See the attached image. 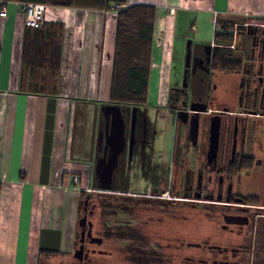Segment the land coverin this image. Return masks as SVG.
<instances>
[{
  "label": "crops",
  "instance_id": "1",
  "mask_svg": "<svg viewBox=\"0 0 264 264\" xmlns=\"http://www.w3.org/2000/svg\"><path fill=\"white\" fill-rule=\"evenodd\" d=\"M111 1L105 11L47 7L44 28L38 30L26 27L20 4L9 3L7 16L0 17V264L76 263L81 192L99 186L96 168L104 157L105 135L113 122V113L106 107L118 106L123 118L144 110V120L152 124L151 112L157 118L160 113L179 114L168 111L169 94L171 87L184 85L208 86L209 97L219 87L231 94L235 89L231 86H237L229 105L234 113L246 115V106L258 101L250 91L251 86H264L260 82L264 51L262 40L251 38L249 28L256 29L248 22L264 20V0ZM114 3H124L126 8L121 10L156 9L145 106L114 103L110 98L120 12L112 9ZM219 16L234 19L236 28H247L246 33L235 30L229 46L231 58L241 66L229 72L214 71L209 60L206 79L201 76L203 59L212 58L221 46L215 40ZM186 17H194L190 29L196 36L188 41L184 78L177 82V42L185 37ZM203 18L212 21L211 36L203 31ZM240 20L245 23L239 24ZM256 63L263 66L261 73L247 70ZM191 72L198 77L190 85L186 76ZM212 105L211 112L220 110L219 106L226 108ZM248 117L258 135L264 127L263 116ZM141 137L136 134L134 143L133 134L129 141L125 136L119 157L134 150L136 157L151 152L155 158L157 140L152 146L141 145ZM174 139L173 150L177 147ZM132 169L117 166L112 187L129 186ZM144 171L145 167L140 170Z\"/></svg>",
  "mask_w": 264,
  "mask_h": 264
},
{
  "label": "flooded vegetation",
  "instance_id": "2",
  "mask_svg": "<svg viewBox=\"0 0 264 264\" xmlns=\"http://www.w3.org/2000/svg\"><path fill=\"white\" fill-rule=\"evenodd\" d=\"M251 38L254 41L262 40L260 47L264 51V34L253 33ZM208 57L209 59L202 58L203 65L206 64L205 60L206 62L210 60L211 63L212 58L209 55ZM251 64L248 66V71L261 73L263 66L255 68ZM255 69L257 71H254ZM260 82L264 84V79H260ZM190 90L189 86H173L169 94L168 111L185 116V127L181 130L177 129L179 137L182 136L185 142L183 146L179 145L178 149L175 148L174 165L178 166V169L174 180L165 178L164 171H157L155 158L150 154L151 152L148 156L141 154L136 157L135 151L132 150L131 154L127 152L123 154L124 157H119L117 166L131 167L134 162H138L141 166L140 170L145 167V171L149 173L150 185L144 192L139 193L127 191L126 189L130 186L124 184L102 192H114L119 200L127 199L125 195L134 197L135 200L131 199V201L144 204L150 210V217L158 221V224L164 222L163 217L167 213L175 212V209L171 210L172 206L177 208V217H182L184 220L182 209L187 201H199L204 197L212 201V205H217L219 202L224 210L220 212L225 223L222 228L225 230L229 228V264H264V159L259 158L258 155L260 151L263 152L262 139L259 136L261 132H264V127L259 131V136H256L254 123L248 117L261 113L264 118V86H251L250 96L258 101L256 104L246 106L248 107L246 115L241 112H232L230 106L229 110L224 108L211 112L209 107L212 104L209 99L205 102V98L202 99L199 96L196 102L191 101ZM192 107L195 109L193 110ZM145 113L144 110H138L136 114L130 113L124 118L125 136L129 141L133 134L135 143L136 134H141L143 138L141 137V141L138 139V143L152 146L156 139V133L152 131L154 123L150 124L144 120ZM214 122L219 125L215 157L211 153ZM90 199L87 197L84 203L83 218L86 217L87 221L85 226L80 224V236L84 229L86 233L84 253L82 260L77 259L75 264H95L92 255H95L97 251L87 246H100L105 243L104 237L93 235L94 226L90 219L96 215V206L90 205ZM171 200L175 204L171 205ZM131 214L137 216L138 212L132 211ZM182 218L179 219V225L180 223L182 225ZM154 229L158 231V228L154 227ZM162 229L160 234L164 235ZM130 230L137 244L140 240L138 232L133 227H130ZM102 233L105 235L107 232ZM154 233L159 234L158 232L152 234ZM124 236L120 235V238ZM155 239L156 241L152 242L153 245L147 248V252H143L144 250L138 245L134 246L135 260L148 257V261H167L165 257L170 247L169 238L162 237L160 240L155 237ZM80 245L81 243L79 247ZM171 250L175 251L173 248ZM208 251L213 252L215 249L210 247ZM218 251L226 252L220 247ZM99 254L101 255L102 251ZM213 264L218 262L213 261ZM221 264H227V262L222 261Z\"/></svg>",
  "mask_w": 264,
  "mask_h": 264
},
{
  "label": "rangeland",
  "instance_id": "3",
  "mask_svg": "<svg viewBox=\"0 0 264 264\" xmlns=\"http://www.w3.org/2000/svg\"><path fill=\"white\" fill-rule=\"evenodd\" d=\"M203 17H207V15H203ZM203 19L206 20V29L203 31L204 33H208V36H211L212 21L210 18ZM241 21L242 20L238 21V23L241 25L245 23ZM192 23H194V17L185 18L183 23L185 37H180V40L177 42L179 56L175 61L174 67L175 79L177 82L183 81L184 78L185 54L188 41H192L193 37L196 36V33H193L190 29ZM248 23L256 29L255 32H253V29L249 30L251 33L264 34V27L261 26L264 20L256 22L250 21ZM195 25V27H197L196 23ZM240 27L244 28H241L239 31L244 33L247 32L246 26L243 25ZM198 34L199 32H197V35ZM256 59L261 60L258 55H256ZM205 63V72L201 74V76L207 79L208 62L205 60ZM259 64L260 63H256L255 68H258ZM187 77L191 85L196 82L198 76L191 72L186 78ZM216 80L217 79L214 81V86L217 84ZM189 87L191 89L189 95L191 101L196 102L200 96L202 99L205 98V102L209 99L211 104H214L212 105L213 108L218 107V104H222L226 105L225 107L227 110H229V105L232 106L230 99L232 97L234 99L235 89L238 91L236 88L237 86H231L232 90L235 88L231 94L229 91L227 93V91L219 87V90H217V92L213 90L212 97L210 96L208 98L209 95L206 91L208 86L197 85ZM213 100H216V102ZM222 107L223 106H219L218 108L222 110ZM150 116L153 118L154 123V130L152 131L157 133L155 136L157 140L155 155L156 169L159 172L164 171L165 178L168 180H174L178 169V166L174 165V152L176 151L173 150L174 136L175 138L177 137L176 149H178L179 145L181 147L185 142L182 136L179 137L177 133V129L181 130V128L185 127V116L179 114L175 115L173 113H160L157 118V114L154 112H151ZM259 134L260 132H258L256 136H259ZM259 137L262 139L263 145L261 148L263 152L260 151L258 155L259 158L264 159V132H261ZM161 150L162 153H159ZM129 162L131 163V159ZM131 167H133V169L130 172V187L126 190L129 192H144L147 186L150 185V181L148 180L149 173L145 171L142 174L138 162H134ZM84 192L86 196L80 199L79 204L80 218L82 219L84 216V202L87 197H90V205L96 206V215L90 219L94 226L93 235L105 238V243L100 246H87L97 251L95 255H92L95 264H213V261L218 262V264H221L222 261L229 264V228L227 230L222 228V225H225V223L220 216V212H224V210L219 202H217V205H212V201L210 202L208 198L204 197L199 201H187L184 209H182L184 210V220L182 217H177V208H173L172 206L171 210L175 209V212L170 211L167 213V215L163 217L164 222L158 224V221L150 217V210L144 204H136L134 201H131L134 197L130 195H125L127 199H123L124 201L120 199V201L116 198L118 195L114 192H102L93 187L90 188V191ZM190 198L193 200V197L190 196ZM170 202L171 205L175 204L173 200ZM132 211H137V216H133L131 214ZM181 218L182 225L181 223L179 225L178 222ZM130 227H133L138 232V238H140V240H138L137 244L134 242L136 239L130 234ZM154 227L158 228V231H156ZM161 229L164 231V235L160 234ZM104 231L107 232L105 235L102 233ZM153 232H158L159 234H152ZM120 235L125 236L124 238H120ZM155 237L160 240L162 237L165 239L169 238V246L171 248L169 247L168 251H166L167 256L165 258H167V261H148V257L143 260H135L134 246L138 245L144 250L143 252H147V248H149L151 244L153 245L152 242L156 241ZM177 247L179 248L178 251ZM210 247H214L215 251H208ZM219 247L224 248L226 252L220 253V251H218ZM172 248L175 249V251L171 250ZM100 251H102L101 255L99 254ZM181 254L183 255L182 257Z\"/></svg>",
  "mask_w": 264,
  "mask_h": 264
},
{
  "label": "trees",
  "instance_id": "4",
  "mask_svg": "<svg viewBox=\"0 0 264 264\" xmlns=\"http://www.w3.org/2000/svg\"><path fill=\"white\" fill-rule=\"evenodd\" d=\"M0 1L13 2L20 5L34 3L47 7L100 11L109 10L112 3L111 0ZM119 11L113 84L110 98L114 103L145 106L148 103V84L156 9L148 6H137ZM236 24L235 20L229 16H219L216 20L215 40L221 46L217 47L212 55V67L214 71L229 72L241 66L240 61H235L231 58V49L229 48L234 41L235 30L244 28L240 26L236 28ZM42 28H44V24ZM249 29L251 30L252 28ZM85 196L86 193L81 192V199L85 198ZM80 233L78 241L81 238Z\"/></svg>",
  "mask_w": 264,
  "mask_h": 264
},
{
  "label": "water",
  "instance_id": "5",
  "mask_svg": "<svg viewBox=\"0 0 264 264\" xmlns=\"http://www.w3.org/2000/svg\"><path fill=\"white\" fill-rule=\"evenodd\" d=\"M190 58L191 53L189 52L186 59L187 66H189ZM106 109L113 113V122L112 126L107 130L105 135L104 157L96 168V176L99 180L98 189L100 191H110L112 189L111 181L113 172L117 167L119 154L123 150L125 144V122L123 116L121 115L120 108L118 106H109L106 107ZM192 109L194 110L195 108L192 107ZM218 133L219 125L218 123L214 122L212 126L211 146V153L213 154V157H215L216 153ZM86 221L87 218L85 217L80 221V224H84L85 226ZM85 235L86 233L84 229L82 231L80 240L81 245L75 254L76 259H78L79 261L82 260V256L84 253Z\"/></svg>",
  "mask_w": 264,
  "mask_h": 264
},
{
  "label": "built area",
  "instance_id": "6",
  "mask_svg": "<svg viewBox=\"0 0 264 264\" xmlns=\"http://www.w3.org/2000/svg\"><path fill=\"white\" fill-rule=\"evenodd\" d=\"M11 2L0 1V17L5 18L7 16V7ZM21 11L24 14L25 25L27 28L40 29L45 21V13L47 6L42 4L27 3L20 5ZM126 8L124 3H114L112 9L121 10ZM78 182V179H74ZM90 191V189H87Z\"/></svg>",
  "mask_w": 264,
  "mask_h": 264
}]
</instances>
